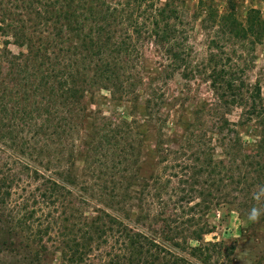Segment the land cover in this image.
<instances>
[{"label": "trees", "instance_id": "16d2710c", "mask_svg": "<svg viewBox=\"0 0 264 264\" xmlns=\"http://www.w3.org/2000/svg\"><path fill=\"white\" fill-rule=\"evenodd\" d=\"M185 2L0 0V32L26 48L13 53L9 41L0 48V224L10 232H22L42 249L45 236L63 233L61 259L69 263L83 260L94 237L109 233H116L124 255L146 254L154 245L101 208L88 212L75 206L73 180L62 171L73 155V133L89 120L87 150L99 163L92 173L109 181L113 198H121L131 165L140 158L136 123L92 105L102 90L116 108L138 99L145 83L138 71L140 47L146 41L160 54L167 75L203 76L215 98L207 108L210 119L185 127L177 150L166 148L184 159L171 167L182 170V199L194 203L191 209L234 206L244 220L253 206L264 207V200L253 199L264 185V96L247 77L255 46L264 40V14L253 6L241 14L236 0H226L223 9L215 0H198L185 19ZM196 21L205 36L201 58L189 44ZM147 91L146 114L162 120L156 114L161 98L151 84ZM88 93L91 108L84 101ZM235 109L238 117L231 120ZM206 110H198L196 118ZM157 132L160 151L165 134L162 128ZM73 218L80 236L67 240L64 230ZM208 229L202 224L191 238L199 241ZM216 244L189 249L196 255Z\"/></svg>", "mask_w": 264, "mask_h": 264}, {"label": "rangeland", "instance_id": "374dc122", "mask_svg": "<svg viewBox=\"0 0 264 264\" xmlns=\"http://www.w3.org/2000/svg\"><path fill=\"white\" fill-rule=\"evenodd\" d=\"M185 1V19H190L198 0ZM236 1L241 14L249 6L260 9L264 14V2ZM215 2L222 9L226 5V0ZM200 25L199 21L193 24L189 44L201 58L205 52V36ZM5 41L10 42L8 48L13 53L26 50L14 44L11 36L0 32V48H3ZM140 50L138 71L145 83L138 93V99L124 104L125 108H116L109 103L108 92L102 90L95 94V104L92 105V109L104 112L115 110L121 117L132 118L136 123L134 130L139 134L140 158L138 165H131L130 179L121 189V198H113L114 195L109 193V181L97 180L96 173H92L99 163H96L98 157L87 150L91 147L89 142L92 136L89 120L87 123L80 122L82 126L79 125L73 133V155L70 161L63 162L65 167L62 171L64 179L73 180V184L69 185L75 186L76 196L71 198L75 206H82L88 212L101 208L130 228L145 234L154 245L146 254L124 255L123 251H126L121 250L123 245L116 233H109L94 237L89 254L83 260L69 263L61 259L60 239L63 233L53 232L50 238L45 236L47 248L42 249L22 232H10L4 224H0V264H264V216L253 223L242 219L235 207L228 204H210L209 209H191L194 203L182 199V170L179 167L171 168L183 164L184 159L174 157L166 148L177 150L185 127L191 123L198 127L203 120L210 119L211 113L207 108L212 106L215 98L209 82L203 76L186 80L178 73L167 75L165 63L151 41L144 42ZM247 77L251 83H259L264 96V40L255 46ZM150 84L161 98L156 114L162 120L152 119L146 114L145 100ZM90 97L88 93L84 101L91 108ZM202 109L207 110L196 118L198 110ZM238 114L239 110L235 109L228 117L236 120ZM158 128H162L165 134L160 151L157 145ZM199 128L203 130L202 125ZM54 153L57 155L56 151ZM78 223L79 220L74 218L67 223L64 230L67 240L80 236L76 235L79 234ZM204 223L208 224L210 232L203 234L199 241L192 239L193 230ZM212 243L217 244L204 247L196 255L189 249V246ZM207 259L208 262L205 261Z\"/></svg>", "mask_w": 264, "mask_h": 264}, {"label": "clouds", "instance_id": "9594fccd", "mask_svg": "<svg viewBox=\"0 0 264 264\" xmlns=\"http://www.w3.org/2000/svg\"><path fill=\"white\" fill-rule=\"evenodd\" d=\"M253 199H255L258 204L264 200V185L257 186V189L253 192ZM261 216H264V207L253 206L247 214V219L255 223L259 221Z\"/></svg>", "mask_w": 264, "mask_h": 264}]
</instances>
